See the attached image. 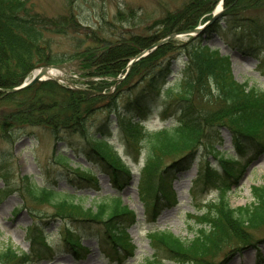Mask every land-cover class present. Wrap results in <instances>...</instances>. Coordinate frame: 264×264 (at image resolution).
I'll return each instance as SVG.
<instances>
[{
	"label": "trees",
	"instance_id": "16d2710c",
	"mask_svg": "<svg viewBox=\"0 0 264 264\" xmlns=\"http://www.w3.org/2000/svg\"><path fill=\"white\" fill-rule=\"evenodd\" d=\"M29 2L31 0H0V88L20 85L34 68L69 60L77 61L80 78L97 77L100 80L78 81L83 86L78 89L47 80L13 94L2 96L0 93V138L12 132L34 139L46 136L52 141H65L70 135H81L83 148L77 149L75 154L107 174L112 187L119 191L131 179V170L102 138L106 125L100 129L103 130L99 138L86 133L90 117L102 110H112V122L123 133L129 154L134 157L143 155L139 200L148 207H151V201L157 200L158 191L167 185L163 174L168 170H186L196 159L199 146L208 141L209 132L216 126L229 131L238 150L241 141L250 138L263 144L264 96L247 83H237L226 58L207 53L203 50L206 45H200L214 34L221 35L224 30L225 36L247 41L249 48H255L252 41L263 35L264 24L243 13L264 10V0H223L222 14L198 35L189 38L183 45L184 53L179 51L183 62L189 59L186 64L195 72L180 69V74L166 88L162 82L172 73L171 65L178 53H170L172 46L167 47L168 43L135 62L124 79L115 78L124 73L129 59L141 49L171 33L197 26L203 15L211 14L217 0H187L178 10L159 20L158 25H161L157 33L160 34L144 36L129 33L123 36V32L104 36L101 30L87 33L74 18L57 22L34 12ZM70 32L81 33L86 38L80 43L89 41L90 44L67 57H59L52 52V36H65ZM76 39L80 38H74L78 46ZM136 78L138 82L135 84ZM139 84L142 85L136 89ZM113 85L114 91L109 92ZM118 98H121V104ZM158 102L160 114L176 117V123L149 130L142 119ZM133 114L138 116L137 121L132 120ZM211 151L215 152V149ZM55 160L68 168L70 160L66 155L58 153ZM73 173L81 181L97 186L91 167L78 165ZM202 174L205 185L214 183L218 177L216 171L208 167ZM40 190L43 198L53 203L54 218L66 223L63 240L73 253L81 249L82 234L91 232L95 225L104 228L101 244L112 251L109 252L112 261L118 249L133 252L134 246L126 227L116 221L126 216L123 214L127 210L118 196L94 208H84L52 188L41 187ZM251 194L253 201L243 207H231L224 193L216 201L206 203V209L196 223L201 229L191 240L184 241L167 231H151L148 237L153 249L176 264H204L224 246L237 243L240 248V243H245L247 229L264 225V184L252 186ZM68 223L82 231L71 230ZM15 256L16 249L10 245L5 247L0 251V264L10 263ZM21 258L25 261L28 253L22 252ZM155 258H146L142 264H163Z\"/></svg>",
	"mask_w": 264,
	"mask_h": 264
},
{
	"label": "rangeland",
	"instance_id": "374dc122",
	"mask_svg": "<svg viewBox=\"0 0 264 264\" xmlns=\"http://www.w3.org/2000/svg\"><path fill=\"white\" fill-rule=\"evenodd\" d=\"M186 1L31 0L29 6L39 15L54 18L60 23L67 18H74L87 33L101 30L104 36H116L118 32H123V36L128 33L144 36L160 31L159 20L178 10ZM220 1L217 0L211 13ZM245 13L264 24V10L243 14ZM210 16L211 14L203 15L197 25L204 23L208 17L210 19ZM175 34L176 37L165 42L168 43L167 47L172 46L170 53L178 52L171 65L172 73L162 82L165 88L180 74V69L195 72L193 67L186 64L189 59L183 62L180 54L184 53L183 45L189 41L190 36ZM75 37L80 38L76 39L78 46L74 42ZM85 38L81 33L73 32L65 36H52V52L59 57H67L90 44L89 41L80 43ZM205 42L200 45L206 44L203 50L226 58L237 83H247V86H252L264 96V62H261L264 58V33L258 40L252 41V47L255 48H249L247 41L243 40V44L238 39L225 36L224 30L221 35L214 34ZM188 55L191 59V53ZM137 79L133 83L136 84ZM121 101L118 98L119 104ZM153 105L155 107L148 110L142 119L149 130L175 124L174 116L160 114L159 102ZM133 115L132 120L137 121L138 116ZM113 119L112 110L96 113L89 118L86 133L99 138L103 130L100 129L105 124L102 138L112 145L113 151L130 167L131 179L119 191L112 187L107 174L75 154L77 149L83 148L84 138L81 135H70L65 141H52L46 136L34 139L12 132L0 138V251L10 245L16 249L17 254L16 259L7 264H142L151 256H155L163 264H176L174 260L165 259L164 255L153 249L148 237L151 231H167L184 241L191 240L201 229L196 223L206 209V202L216 201L222 193H226L231 207H243L253 201L251 187L264 184V140L262 145L261 141L252 138L243 140L241 149L238 150L229 131L216 126L209 132L208 141L199 146L196 159L189 164L187 170H168L163 174L167 185L161 192L158 191L157 200L149 203L151 207L145 206L139 200L138 184L143 155L134 157L129 154L124 135L112 122ZM211 149H215V152H209ZM58 153L66 155L70 160L68 168L56 163L55 156ZM218 157L228 163L219 161ZM78 165L91 167L97 186L76 178L73 171L78 169ZM206 167L216 171L221 178L205 185L202 172ZM41 187L73 196L71 199L84 208H94L99 203L118 196L127 210L123 214L126 216H121L116 221L126 227L128 238L134 246L133 252L118 249L115 260L112 261L109 253L112 251L107 245L101 244L104 228L95 225L91 232L82 234L81 249L78 253H73L63 240L66 223L54 218V205L43 198ZM166 197L169 198L168 201ZM68 224L72 227L71 230L82 231ZM244 235L245 243H240V248L237 243L224 246L204 264H264V225L258 229H247ZM23 251L28 253L25 261L21 258Z\"/></svg>",
	"mask_w": 264,
	"mask_h": 264
},
{
	"label": "water",
	"instance_id": "95a60500",
	"mask_svg": "<svg viewBox=\"0 0 264 264\" xmlns=\"http://www.w3.org/2000/svg\"><path fill=\"white\" fill-rule=\"evenodd\" d=\"M222 10L220 9L219 11H215L211 20L209 22H207L205 25L210 24L215 18L218 17L219 13ZM202 27L198 28H194L192 30L189 31H185L182 34L185 35H190V34H196L200 31ZM174 37H176L175 34H171L170 36H168L165 39H162L160 41H157L156 43H154L153 45H151L148 49H144L141 50L134 58H132L128 64V69L129 67L138 59L144 57L145 55H147L150 51L154 50L155 48H157L158 46H160L161 44H163L164 42L173 39ZM73 64L70 63H64V64H57V65H48V66H43L40 67L37 70H34L31 73L30 78L25 79V81L18 87H12V88H8V89H0V93H2L3 95L6 94H12L15 92H18L26 87L31 86L32 84H34L37 81H42V80H47V79H52V80H56V81H63L66 82L67 84H70V82L66 81L65 77H71V72L74 73H80L76 70H74L73 68Z\"/></svg>",
	"mask_w": 264,
	"mask_h": 264
},
{
	"label": "bare ground",
	"instance_id": "6f19581e",
	"mask_svg": "<svg viewBox=\"0 0 264 264\" xmlns=\"http://www.w3.org/2000/svg\"><path fill=\"white\" fill-rule=\"evenodd\" d=\"M219 7H220V6L218 5V6H217V10L219 9Z\"/></svg>",
	"mask_w": 264,
	"mask_h": 264
}]
</instances>
